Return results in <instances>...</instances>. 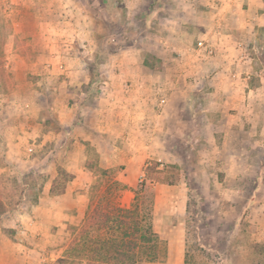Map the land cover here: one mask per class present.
<instances>
[{"label":"rangeland","instance_id":"1","mask_svg":"<svg viewBox=\"0 0 264 264\" xmlns=\"http://www.w3.org/2000/svg\"><path fill=\"white\" fill-rule=\"evenodd\" d=\"M127 1L0 0V177L29 190L0 215L1 234L15 239L16 230L2 226L27 222L44 195L58 201L75 180L81 184L74 193L87 201L98 166L127 186L119 202L128 207L140 169L156 161L181 173L175 186H153L154 229L168 249L174 232H182L192 264H264V27L254 19L260 9L246 16L249 25L227 21L221 55L212 32L223 0H201L202 15L183 24L178 37L168 36L160 20L170 3L191 14L185 0H135L133 12L148 3L137 20H127ZM259 1L227 0V17ZM149 10L156 14L145 23ZM149 55L158 69L144 66ZM133 146L148 156L144 164L129 161ZM81 223L67 225L42 251L53 254L48 260L34 253L30 264L62 257Z\"/></svg>","mask_w":264,"mask_h":264},{"label":"trees","instance_id":"2","mask_svg":"<svg viewBox=\"0 0 264 264\" xmlns=\"http://www.w3.org/2000/svg\"><path fill=\"white\" fill-rule=\"evenodd\" d=\"M143 64L156 70L160 62L149 55ZM63 174L65 176L64 172H58V176ZM95 177L88 192L83 221L73 230L63 256L53 264H138L164 261L167 257V243L154 229L153 186L177 185L181 180L178 167L162 165L156 161L147 162L140 183L134 190H130L134 197L128 207L121 206L119 200L129 189L116 179L112 169L98 166ZM72 178L69 175L66 182ZM26 185L24 182L21 190L16 180L0 177V215L8 209H14L13 206L16 207L22 199L28 198ZM29 202L36 205L37 197L29 199ZM185 246L184 262L192 264L188 260Z\"/></svg>","mask_w":264,"mask_h":264},{"label":"crops","instance_id":"3","mask_svg":"<svg viewBox=\"0 0 264 264\" xmlns=\"http://www.w3.org/2000/svg\"><path fill=\"white\" fill-rule=\"evenodd\" d=\"M133 1L135 0H129L126 2L127 20H129V16L131 17V19H133L134 15V20H137L138 16H140L139 13L142 12V7L143 9L144 6L148 8V3L143 4L140 5L136 12H133L130 10L131 6L133 5ZM188 1L189 0H185V9L186 6H188L191 14L182 13V9H180L179 4L180 2L177 4L174 3V5H171L170 3V5L168 6L169 12L166 13L167 15H165L164 18H161L160 23L163 24L168 36H180L181 34L178 32V29L181 30L183 28V24L189 23L191 25L198 17L202 15L200 14V12L204 11V9L200 6L202 4L201 0H199V2L194 1L191 3H189ZM246 4L248 5L247 9L242 5L240 10L237 9L235 11L237 12L235 15H232L231 12L228 17L227 0H223L221 4L218 3L215 5L217 7L220 6V11H223H219V14L213 16L215 30L212 32L213 43L216 48L221 51V55H224L226 53L225 51L227 50V43H225V38L223 36L224 31L227 30V21L229 22V24H235L240 21H245L247 25H249L252 22H250V18H247L246 16L250 15L251 11L260 9V12L256 11L257 13L255 14L254 19L260 21V26L264 27V0H260L259 3L256 4L253 3L254 5L252 4V2H246ZM192 12L194 14H192ZM146 13L147 14L143 16L145 23H147L148 21L151 22L156 12L149 10L146 11ZM124 34H126V32ZM214 74L215 75L212 78L213 83H215L214 79H216V77L220 75V71L215 72ZM260 83L262 84L261 81ZM60 123L66 125V123L68 122L61 119ZM88 137L87 139H89ZM138 150L139 148L135 146L131 148L130 151L132 152V156L128 157L129 161L139 160L141 158L142 164H144L145 159L148 158V156H143L142 158L139 154L135 153ZM127 166H131V164L129 163ZM140 170V174H142L143 170ZM75 184L81 183L75 180V182H73V186L69 187V189L65 193L59 196L58 201H55V199H53L48 194L44 195L43 198L39 200V203L37 207H35L34 212H32V217H28L29 220L27 222H24L23 220H16V222L11 221L12 224L2 226L6 229L16 230V234L14 237L15 239H9L5 235L1 234L0 231V264H30V261L32 259L31 255L34 253L39 254L40 258L45 261L46 259L48 260V254L49 256L53 255L50 253H45V255H43L42 251L45 252L47 247L56 243L58 235L62 233L64 234V229L67 225L77 226L82 222L85 215V209L87 205L86 196L81 192L74 193ZM174 235L177 240L172 243L168 240L169 249L167 245V257L165 259V264H185L184 261L186 246L184 234L182 232H174ZM138 264L161 263L156 262Z\"/></svg>","mask_w":264,"mask_h":264},{"label":"built area","instance_id":"4","mask_svg":"<svg viewBox=\"0 0 264 264\" xmlns=\"http://www.w3.org/2000/svg\"><path fill=\"white\" fill-rule=\"evenodd\" d=\"M201 47H204V46H203V43H202V42H199V43H198V48H201ZM203 49H204V48H203ZM204 51H205V54H206V55L211 56V55L213 54V49H212V47L206 46L205 49H204Z\"/></svg>","mask_w":264,"mask_h":264}]
</instances>
